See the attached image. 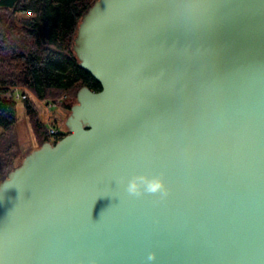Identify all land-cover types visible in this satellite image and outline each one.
Instances as JSON below:
<instances>
[{
    "label": "water",
    "instance_id": "water-1",
    "mask_svg": "<svg viewBox=\"0 0 264 264\" xmlns=\"http://www.w3.org/2000/svg\"><path fill=\"white\" fill-rule=\"evenodd\" d=\"M74 50L102 88L0 182V264H264V0H96Z\"/></svg>",
    "mask_w": 264,
    "mask_h": 264
},
{
    "label": "trees",
    "instance_id": "trees-1",
    "mask_svg": "<svg viewBox=\"0 0 264 264\" xmlns=\"http://www.w3.org/2000/svg\"><path fill=\"white\" fill-rule=\"evenodd\" d=\"M95 1L0 0V182L25 157L16 131L18 101L6 95L11 87L34 95L23 100L39 147L50 134L34 97L44 100L67 94L72 109L81 87L101 90V83L80 65L74 50L79 24Z\"/></svg>",
    "mask_w": 264,
    "mask_h": 264
},
{
    "label": "rangeland",
    "instance_id": "rangeland-1",
    "mask_svg": "<svg viewBox=\"0 0 264 264\" xmlns=\"http://www.w3.org/2000/svg\"><path fill=\"white\" fill-rule=\"evenodd\" d=\"M25 94L26 97L34 96L32 95L31 91H29L28 89L25 92ZM34 98L38 107L40 119L43 122H45L46 126L49 128L52 123V125L57 126L60 130L66 132L68 129L66 126V120L71 111V109H69L67 106L71 102L70 96L67 94H63L58 97H48L47 99L44 100L38 99L36 97ZM17 101H18L19 122L17 124L16 131L18 132L20 138V147L23 150L22 154L26 156V154L30 153L32 150L38 148L39 146L37 140L35 139V133L32 124L29 121V118L25 110L24 100L18 99ZM51 102H55L56 107H53L54 110L52 108V110L49 111V105H50L49 103ZM48 116H50L49 119H53V118L55 119L50 122L47 118Z\"/></svg>",
    "mask_w": 264,
    "mask_h": 264
},
{
    "label": "clouds",
    "instance_id": "clouds-1",
    "mask_svg": "<svg viewBox=\"0 0 264 264\" xmlns=\"http://www.w3.org/2000/svg\"><path fill=\"white\" fill-rule=\"evenodd\" d=\"M126 191L132 196H142L145 194L158 197L157 202L167 198L169 189L165 184L162 175L148 173H138L133 175L127 182ZM155 259V253H149L148 260ZM91 264H96L95 260Z\"/></svg>",
    "mask_w": 264,
    "mask_h": 264
},
{
    "label": "built area",
    "instance_id": "built-area-1",
    "mask_svg": "<svg viewBox=\"0 0 264 264\" xmlns=\"http://www.w3.org/2000/svg\"><path fill=\"white\" fill-rule=\"evenodd\" d=\"M6 95L8 96V97H14V98H16L17 100L18 99H24L25 97H26V94H25V92L24 91H22V88H20V87H11L10 89H9V91L6 93ZM50 105H49V111H51L52 110V108L53 107H56L55 105H56V103L55 102H51V103H49ZM56 109V108H55ZM53 110H54V108H53ZM48 111V112H49ZM49 117L50 116H48L47 118H48V120L51 122V121H53L55 118H53V119H49ZM48 130H49V134H50V136H51V141L52 142H56L57 140H59L60 138H59V136H64L65 135V133L67 132H63L62 130H60L57 126H54V125H52V123H51V126L48 128ZM61 137V138H62Z\"/></svg>",
    "mask_w": 264,
    "mask_h": 264
}]
</instances>
